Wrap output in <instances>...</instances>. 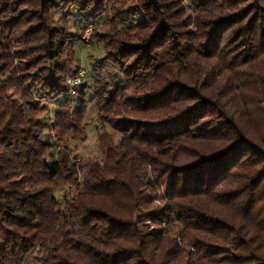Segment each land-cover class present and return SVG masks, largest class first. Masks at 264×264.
Listing matches in <instances>:
<instances>
[{
    "label": "trees",
    "instance_id": "trees-1",
    "mask_svg": "<svg viewBox=\"0 0 264 264\" xmlns=\"http://www.w3.org/2000/svg\"><path fill=\"white\" fill-rule=\"evenodd\" d=\"M34 253L264 264V0H0V264Z\"/></svg>",
    "mask_w": 264,
    "mask_h": 264
},
{
    "label": "rangeland",
    "instance_id": "rangeland-1",
    "mask_svg": "<svg viewBox=\"0 0 264 264\" xmlns=\"http://www.w3.org/2000/svg\"><path fill=\"white\" fill-rule=\"evenodd\" d=\"M91 30L92 29L90 27H86L83 31V39L87 43L77 45L79 58L81 61V66H82L80 71H83V73L85 72L84 64L88 63L91 56L94 57L98 55L95 49L92 50V46L89 45V42H88L90 39ZM77 78L81 79L80 76H78ZM84 79L85 81H89L88 77ZM86 123L88 125L87 139L84 142L79 143L78 148H77V152H78L77 159H80V160H83L85 158H91V157H100L102 155V150L99 148L98 140H97L98 130H97V123H96V108L94 104L87 103ZM105 129L109 133H111L116 140H119L120 135L113 132L108 125L106 126ZM24 264H44V256L34 253L25 260Z\"/></svg>",
    "mask_w": 264,
    "mask_h": 264
},
{
    "label": "built area",
    "instance_id": "built-area-1",
    "mask_svg": "<svg viewBox=\"0 0 264 264\" xmlns=\"http://www.w3.org/2000/svg\"><path fill=\"white\" fill-rule=\"evenodd\" d=\"M80 75H83V71H79V73L77 75H75L73 78L70 79L68 84H70V86H71L72 84L76 83L78 81L77 77ZM70 91H72L71 88H70Z\"/></svg>",
    "mask_w": 264,
    "mask_h": 264
}]
</instances>
